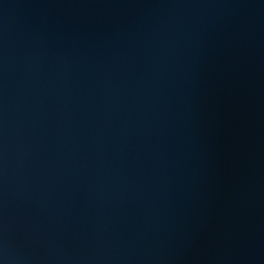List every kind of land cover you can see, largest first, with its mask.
Segmentation results:
<instances>
[{"label": "water", "instance_id": "water-1", "mask_svg": "<svg viewBox=\"0 0 264 264\" xmlns=\"http://www.w3.org/2000/svg\"><path fill=\"white\" fill-rule=\"evenodd\" d=\"M0 264H264V0H0Z\"/></svg>", "mask_w": 264, "mask_h": 264}]
</instances>
